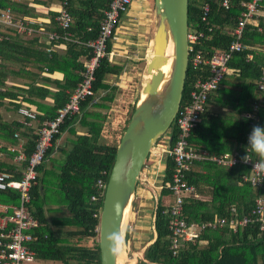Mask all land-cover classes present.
<instances>
[{"label":"trees","instance_id":"1","mask_svg":"<svg viewBox=\"0 0 264 264\" xmlns=\"http://www.w3.org/2000/svg\"><path fill=\"white\" fill-rule=\"evenodd\" d=\"M56 0H0V9L10 8L16 18L31 22L37 29L38 21L44 15L39 9L49 8ZM232 0L229 10L222 7V0H189V32L203 33V37L191 42L194 51H202L210 58L216 51L227 50L232 37L226 29H234L243 11L241 2ZM210 4V12L203 20V5ZM109 8L107 0H72L69 12L73 22L70 32L75 39L86 42L96 39L101 23ZM58 12H49L54 21ZM47 16V15H46ZM37 29V30H39ZM117 29L107 43V52L113 48ZM58 32L62 30L58 26ZM46 33H49L46 31ZM0 34V144L15 145V133L27 141L26 154L34 151L37 136L17 121H6L2 108L15 111L21 106L32 108L38 113L37 127L53 120L58 110L64 108L71 93L82 79L83 62L79 59L87 54L85 46L70 41L52 43L53 46H67L66 54L49 51L50 45L39 43V36L45 33L21 34L16 29L1 26ZM242 42L245 49L233 54L229 62L231 76H225L223 84L231 79V149H215L214 141L205 134L206 123L199 124L193 131L190 143L195 149H208L213 155H222L227 151L244 154L247 145V133L250 124L245 117L256 101L264 100V91L258 89V83L264 70V1L253 21L244 29ZM253 55L252 59L249 56ZM182 104L190 99L198 79L208 76L207 66L195 67L190 54ZM30 68V69H28ZM123 67L113 65L106 56L96 71L94 90L98 100L90 97L81 106V114L65 121L60 128L45 161L39 167L38 184L32 189L34 215L40 222L36 230L37 241L33 243L36 260L56 264H101L98 243L99 217L103 200L92 201L97 194L96 183L100 178L108 183L115 162L117 148L126 131L136 104L132 105L131 116L123 122V130L112 141L110 121L112 103L118 87L108 83L109 76H119ZM61 78L55 79L56 74ZM223 89L211 93L210 99L222 94ZM50 99V101L48 100ZM260 126H264V103L259 110ZM204 116V115H203ZM127 124V126H126ZM235 125L236 128H235ZM178 127L174 121L172 144L175 142ZM212 136L216 132L211 130ZM66 134L65 138L63 135ZM165 136V135H164ZM163 136L158 139L157 144ZM62 139V143H59ZM216 146L218 145L215 143ZM56 154V157H53ZM255 159L260 157L252 152ZM13 167L0 164V171L12 172ZM174 163L169 159L166 181L170 180ZM107 171L108 175L102 174ZM249 166L231 168L218 166L211 161L196 162L187 175L189 184L203 194L209 188V200L190 198L185 202L183 215L189 224H201L216 217L242 218L249 215L258 197L264 198V184L260 188L244 182L243 177L250 175ZM168 190H164L166 193ZM104 199V198H103ZM0 203L17 204L18 193L13 190L0 191ZM237 212H229V207ZM169 207L159 205L156 210V239L144 251L143 259L136 264H264V236L256 223L240 227L236 232L228 227L205 229L199 238L193 241H180L177 253L171 250L172 231L169 223ZM93 240V246L86 244Z\"/></svg>","mask_w":264,"mask_h":264},{"label":"built area","instance_id":"2","mask_svg":"<svg viewBox=\"0 0 264 264\" xmlns=\"http://www.w3.org/2000/svg\"><path fill=\"white\" fill-rule=\"evenodd\" d=\"M71 1L60 0V9L56 17V22L62 30V33L58 31L46 33L42 29H34L29 22L16 18L10 8L0 9V27H11L19 33L27 35L45 33L48 42L70 41L79 43L85 46L88 51L87 58L83 63L84 72L82 73V79L71 93L64 108L58 110L57 117L44 122L42 127L36 130L35 134L37 135V139L32 154L30 156L26 154V149L24 148V143L19 133H15L14 135L19 143L7 148L8 152L13 154V160L15 162L24 164V169L22 170L20 179H15L9 172L0 171V191L13 190L18 193L17 204L0 203V264H33L36 261V254L31 245L37 241L35 233L40 227V222L34 215L31 192L38 184V169L45 161L47 152L52 146L53 139L60 133V128L65 121L81 114V106L86 99L96 97L95 101L98 100L94 90L96 71L106 56L111 57V52H107V43L118 28L123 15L130 11L134 3V0H107L109 2V8L105 12L98 37L83 42L74 39L69 31L73 22L69 12ZM231 1L222 0V7L229 10L231 8ZM263 1L244 0L241 2L240 5L243 11L241 12L236 27L231 30L226 29L227 34L232 37L229 48L214 52L210 58H206L202 51H194L191 47V42L203 37L204 34L188 33L189 57L192 54V64L195 67L207 66L208 76L204 79H198L195 82L189 101L180 106L175 119L179 129L176 140L169 149L162 150V154H165L174 162L172 178L164 184V188L169 190L174 198V202L168 211L171 215L169 223L170 230L172 231L171 250L174 254L177 253L181 240L193 241L199 238L203 230L209 228L216 230L228 227L236 232L240 227H247L256 223L261 235L264 236L263 197H258L251 213L242 218L216 217L214 220L201 224H189L183 215L185 202L190 198L198 197L196 188L187 181V175L191 171L195 161L212 160L219 165L227 167L239 165L249 166L251 173L250 175H245L243 181L249 182L256 188H260L264 184V173L253 171L254 163L259 160L252 156L251 150H249V155L252 161L245 164L241 161V157L246 152L243 155L225 154L223 156L212 157L205 152H197L190 144L192 131L201 123L210 94L220 88L229 70V62L233 58V54L245 49L242 42L244 29L248 23L253 21V17L259 11L260 4ZM210 9L209 2H205L203 5V20H206ZM3 38V35L0 34V41ZM48 50L50 51V49ZM1 62L0 57V66ZM258 89L264 91V70L258 83ZM1 91H4V88L0 85ZM263 103L264 100L262 99L256 101L252 110L245 114L250 124V130L247 133V144L252 127L254 125H260L259 110ZM18 113L22 118L21 123L26 127H31L37 121L38 113L32 108L22 106L18 109ZM4 156L5 154L0 148V159ZM102 174L107 176L108 172L103 171ZM106 187L107 182L105 179L100 178L96 183L97 194L92 196V201L98 202L103 200ZM231 212L236 214V208L232 207ZM95 217L100 218V214H95Z\"/></svg>","mask_w":264,"mask_h":264},{"label":"crops","instance_id":"3","mask_svg":"<svg viewBox=\"0 0 264 264\" xmlns=\"http://www.w3.org/2000/svg\"><path fill=\"white\" fill-rule=\"evenodd\" d=\"M59 9L60 0H56L55 2H53L47 9L40 7L39 10L43 12L44 15L41 16L38 21H32V23L35 25L38 24L40 29L47 32L58 31V23L56 22V19L54 21L51 20L49 12L50 10L58 12ZM29 23L31 24V22ZM155 27V0H147V5H144V3L142 4L140 1L133 3L130 11L127 14L123 15L121 22L117 28L113 41L114 44L111 51V57L109 58V60L113 65L123 67V72L119 76L108 77V83L118 87L115 100L112 103L109 118L110 121H113V129H111L110 131L112 141L117 140L118 132L120 133L123 130V122L128 119V115L131 111L132 105L138 102V97L139 95H141L142 87L145 84L147 64L149 60H151L149 53L153 45ZM38 39L39 43L50 45V51H54L61 55L66 54L68 51L67 46H53L52 43H56L59 41L48 42L45 36H39ZM85 50H87L86 47ZM250 56L251 58L249 59L251 60L253 55ZM86 58L87 54H83L80 57L79 61L84 63ZM227 75L231 76L230 68L225 76ZM61 77L62 75L59 73L54 76L55 79H59ZM219 89H223L222 94L213 96L210 99V102H207V106L203 114L204 116H202L201 122L202 124L206 123L205 134H208L207 137L210 138L209 140L214 141L215 138H217L216 141L213 142V147L215 149H231V146L234 144L231 143V105L234 106V104L231 103V79H229L228 81L226 79V82L224 84L222 81ZM48 100L50 101V99ZM1 113L6 121H17L21 123L22 118L19 115L18 110L17 112H15L11 110L7 111L6 108H2ZM37 126V122L35 121L31 127H25L27 129H32L33 135H36L35 133L38 129ZM236 126L237 125H235V128ZM211 130L214 133L216 132V137H211ZM65 136L66 134L63 135V138H65ZM21 139L24 143V148L27 149V141L22 137ZM18 143L19 142L17 141L15 145H17ZM59 143H62V139ZM215 143H217L218 145L216 146ZM11 145L8 143L0 144V148L5 154V156L0 159V164L12 166L14 170L9 173H11L15 179H20L22 176V170L24 169V164L17 163L13 160V154L8 152L7 150V148ZM171 146V134L169 135V137H167L166 140H160V142L157 144V147H155L160 149V151H153L149 155L136 186L135 197L128 216L126 231L127 240L125 242V246H127L126 252H128L129 255H133V258L135 257L134 264L143 259L144 251L147 247L151 246V244L156 239L157 234L155 231V216L158 206L162 205L170 208L174 202V198L169 190L166 193H163L164 190H167L164 188V184L171 179L168 181L165 180L170 158H168L165 154H162V150L169 149ZM195 150L200 153L205 152L212 157L223 156L225 154L240 155L238 153L231 152L232 149L231 151H227L222 155H213L208 149ZM56 156L57 155L54 154L53 157ZM206 161L214 162L212 160H201L195 161V163ZM217 165L227 167L219 164ZM203 190V194L197 192L198 197H196V199L209 200L210 196L207 193L209 192V188H204ZM229 212H231V206L229 207ZM45 262L46 261L36 260L33 264H43Z\"/></svg>","mask_w":264,"mask_h":264},{"label":"water","instance_id":"4","mask_svg":"<svg viewBox=\"0 0 264 264\" xmlns=\"http://www.w3.org/2000/svg\"><path fill=\"white\" fill-rule=\"evenodd\" d=\"M188 4L189 0H155L156 27L148 77L118 145L99 218L101 264H118L125 211L131 210L149 155L158 139L172 131L182 104L190 58Z\"/></svg>","mask_w":264,"mask_h":264},{"label":"clouds","instance_id":"5","mask_svg":"<svg viewBox=\"0 0 264 264\" xmlns=\"http://www.w3.org/2000/svg\"><path fill=\"white\" fill-rule=\"evenodd\" d=\"M249 150L260 157V160L254 163L253 171L264 173V126L254 125L252 127L248 136V144L245 148L246 154L241 157V161L245 164L252 161Z\"/></svg>","mask_w":264,"mask_h":264},{"label":"rangeland","instance_id":"6","mask_svg":"<svg viewBox=\"0 0 264 264\" xmlns=\"http://www.w3.org/2000/svg\"><path fill=\"white\" fill-rule=\"evenodd\" d=\"M134 1L135 2H139L140 1L142 4L144 3V5H147V0H134ZM141 6H143V5H141ZM146 79H147V73L145 74V81H146ZM139 98H140V95L138 97V100H139ZM131 110H132V108H131ZM131 113L132 112L130 111V113L128 115V118H130ZM126 126H127V124H126ZM169 135H170V133H167L165 136H163L162 140H166L167 137H169ZM155 147H157V146H155ZM127 223H128V219L126 220V223H125V228H124L125 234H124V238L121 241V247H120L119 255H120V258H121L120 259L121 260V264H134L135 263V257L133 258V255H129L128 252H126L127 251L126 250L127 246H125V242L127 240V232H126L127 231ZM86 244L91 247V246H93L94 242L91 239V240H87ZM35 264H38V263H35ZM43 264H54V263L45 262Z\"/></svg>","mask_w":264,"mask_h":264},{"label":"bare ground","instance_id":"7","mask_svg":"<svg viewBox=\"0 0 264 264\" xmlns=\"http://www.w3.org/2000/svg\"><path fill=\"white\" fill-rule=\"evenodd\" d=\"M51 49V48H50ZM149 55H150V58L153 56V50H152V48L150 49V53H149ZM170 55H171V52L169 51V53H168V56L170 57ZM152 59V58H151ZM148 77V76H147ZM143 78V77H142ZM145 96V94H143V97ZM153 151H160V149H157V148H154L153 149ZM161 172V171H160ZM132 214V213H131ZM130 214V215H131ZM128 216H129V208L125 211V216H124V224H123V227H125V223H126V220L128 219ZM130 219V218H129ZM120 243L121 242H119V246L121 247V245H120ZM119 247V248H120ZM120 251V250H119ZM122 254V253H121ZM121 258H120V255L118 256V264H121V260H120Z\"/></svg>","mask_w":264,"mask_h":264}]
</instances>
